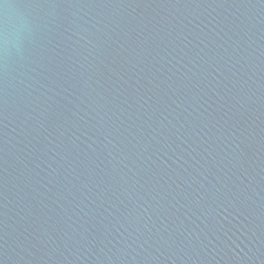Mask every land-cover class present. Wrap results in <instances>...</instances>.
I'll use <instances>...</instances> for the list:
<instances>
[{"label":"water","instance_id":"obj_1","mask_svg":"<svg viewBox=\"0 0 264 264\" xmlns=\"http://www.w3.org/2000/svg\"><path fill=\"white\" fill-rule=\"evenodd\" d=\"M0 264H264V0H0Z\"/></svg>","mask_w":264,"mask_h":264}]
</instances>
